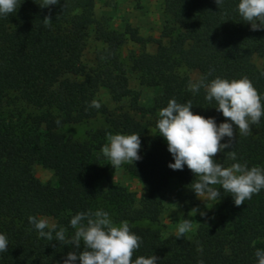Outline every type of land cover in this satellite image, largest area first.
<instances>
[{"label":"trees","instance_id":"trees-1","mask_svg":"<svg viewBox=\"0 0 264 264\" xmlns=\"http://www.w3.org/2000/svg\"><path fill=\"white\" fill-rule=\"evenodd\" d=\"M93 1L60 0L41 8L43 0H19L16 12L0 16V234L8 240L0 264H63L72 248L40 237L28 217H44L71 237L76 213L100 209L117 225L128 221L141 237L134 259L155 255L157 264H258L256 249H264V189L239 207L221 189L216 220H200L183 238L164 237L143 223L158 222L163 193L173 179L184 186L187 207L197 203L193 173L187 166L168 167L174 160L156 127L159 111L170 99L190 100L194 114L212 117L217 125L225 122L203 88L189 90L200 77L247 76L264 103V66L253 63L255 56L264 58V29L251 30L238 12L239 0H223L219 8L215 0H162L168 22L153 40L154 53L132 52L126 66L120 50L128 43L144 47L146 40L128 25L117 31L109 19L95 18ZM45 16L52 20L47 26ZM91 32L96 47L84 63L80 55ZM128 71L140 86L157 91L150 107L140 105ZM101 90L115 109L101 101ZM94 99L99 109L89 106ZM98 117L105 127L88 131L82 140L61 132ZM251 128L247 136L237 128L232 148L214 159L225 167L247 162L249 168H264V116ZM108 133L140 134L141 160L127 167L142 184L140 198L124 187L102 184L111 168L101 151ZM227 142V137L221 141ZM227 151H235L237 160L228 159ZM35 165L51 170L56 185L41 182Z\"/></svg>","mask_w":264,"mask_h":264},{"label":"clouds","instance_id":"clouds-1","mask_svg":"<svg viewBox=\"0 0 264 264\" xmlns=\"http://www.w3.org/2000/svg\"><path fill=\"white\" fill-rule=\"evenodd\" d=\"M59 2L60 0H43L39 5L46 8ZM215 3L219 8L223 0H215ZM18 4L21 5L19 0H0V16L16 12ZM238 12L244 21L251 24L252 31L264 29V0H239ZM51 21L50 16L43 19L46 26ZM201 88L206 92V100L216 102L215 108L222 113L225 122L217 125L212 117L194 114L190 100L178 103L175 98L170 99L167 106L159 111L156 124L159 135L167 142L168 151L174 160L168 167L182 171L187 166L195 177L191 190L197 198L216 200L221 197L222 189L233 197L235 206L239 207L264 189V168H249L247 162H234L225 167L214 157L225 149L232 148L237 128L242 136L252 133L251 125L259 124L264 116V103L247 76L231 80L216 77L211 81L200 77L197 82L189 84V90L193 93H198ZM89 106L99 109L101 104L94 99ZM225 137L228 142L221 143ZM107 140L108 143L101 151L114 169L125 162L135 163L141 160L139 133H108ZM226 154L228 159L237 160L235 151H227ZM216 185L220 188H216ZM192 211L196 212L197 209ZM200 214L206 215L203 212ZM28 221L39 232L40 237L72 248L63 259V264H76V261L79 264H157L159 259L155 255H141L134 259L141 237L130 229L128 221H121L117 225L103 209L76 213L70 220V226L75 230L71 237L66 235V228L60 227L57 230V225L50 224L44 217L29 216ZM192 229V219H183L177 225V239L183 238ZM7 250L8 240L4 234H0V252ZM198 251H202V248H198ZM255 255L258 264H264V249H256ZM198 264H203V260Z\"/></svg>","mask_w":264,"mask_h":264},{"label":"rangeland","instance_id":"rangeland-1","mask_svg":"<svg viewBox=\"0 0 264 264\" xmlns=\"http://www.w3.org/2000/svg\"><path fill=\"white\" fill-rule=\"evenodd\" d=\"M95 18H107L112 28L117 31H123L126 25L137 30L140 37L146 40L144 47L135 46L134 44H126L120 50V56L124 65L128 66L129 56L132 52L146 51L152 55L155 51L153 40L158 39L162 27L168 22L167 16L163 12L162 0H94L90 6ZM96 47L92 32L87 41V45L80 55V60L88 63L92 58V52ZM253 63L257 67L264 66V58L255 56ZM129 87L138 92L139 103L145 108L152 105L153 99L157 91L153 88L140 86L136 80V74L128 71ZM100 99L111 110L115 109V105L109 100L106 91H100ZM147 118V117H146ZM147 120V119H146ZM105 127L104 119L98 117L75 125H67L62 127L61 132L76 140H82L86 137L88 131L101 129ZM150 131V130H149ZM115 134V133H112ZM108 143V140H106ZM110 162V161H109ZM131 163L125 162L119 168L111 166L108 179L102 184L117 185L133 192L137 198L144 195L142 184L139 179L133 176L127 169ZM34 175L43 183L56 185V178L53 172L41 165L33 167ZM184 186L180 181L173 179L163 193L164 205L160 219L156 223L145 222L143 225L158 229L162 236L168 237L177 232V225L183 219H192L193 228H195L200 220L214 222L217 218V200L199 199L195 205L187 207L185 200ZM187 207V208H186ZM197 209V211H192ZM201 212L206 215L201 216Z\"/></svg>","mask_w":264,"mask_h":264}]
</instances>
